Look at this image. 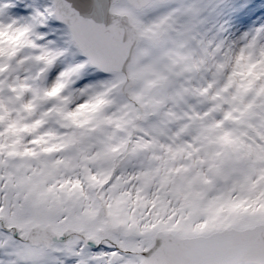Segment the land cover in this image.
<instances>
[{
    "label": "snow or ice",
    "instance_id": "1",
    "mask_svg": "<svg viewBox=\"0 0 264 264\" xmlns=\"http://www.w3.org/2000/svg\"><path fill=\"white\" fill-rule=\"evenodd\" d=\"M0 264H264V0H0Z\"/></svg>",
    "mask_w": 264,
    "mask_h": 264
}]
</instances>
